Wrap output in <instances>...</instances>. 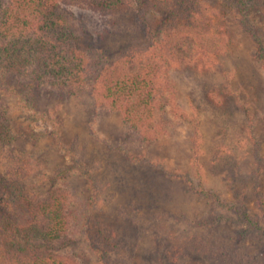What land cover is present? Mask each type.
Wrapping results in <instances>:
<instances>
[{
  "label": "rangeland",
  "instance_id": "1",
  "mask_svg": "<svg viewBox=\"0 0 264 264\" xmlns=\"http://www.w3.org/2000/svg\"><path fill=\"white\" fill-rule=\"evenodd\" d=\"M204 1L228 47L209 69H167L177 107L158 109L162 135L152 143L128 142L122 115L101 108L93 96L36 89L17 94L8 90L14 81L8 89L0 86V122L13 136L0 145V195L8 193L4 201L18 209L20 193L13 186L32 200L65 189L79 235L60 253L76 264H101L91 247L98 228L120 244L102 264H214L193 250L194 239L264 263L262 239L241 237L243 223L199 225L216 214L236 220L229 206H243L264 228V70L235 11L224 0ZM74 12L78 29H101L100 17ZM159 12L152 28L165 11ZM249 21L264 49V2ZM107 28L99 47L109 61L131 45L148 44L132 14L113 18ZM80 35L85 45L87 37ZM209 91L222 104L212 103ZM68 167L76 169L60 174Z\"/></svg>",
  "mask_w": 264,
  "mask_h": 264
},
{
  "label": "trees",
  "instance_id": "2",
  "mask_svg": "<svg viewBox=\"0 0 264 264\" xmlns=\"http://www.w3.org/2000/svg\"><path fill=\"white\" fill-rule=\"evenodd\" d=\"M224 1L254 40L256 57L264 70V49L249 21L250 12L264 0ZM73 9L100 17L101 29L93 33L85 26L78 29ZM160 9L164 15L152 28ZM127 14H132L148 44L131 45L109 61L99 43L110 34L107 25L112 19ZM215 30L213 12L204 0H0V86L8 89L14 81L8 90L17 94L36 89L59 97L93 96L101 108L122 115L128 142L152 143L162 135L156 124L158 109L177 107L167 69L171 65L209 69L229 44L227 37ZM80 33L87 37L85 45ZM207 96L212 103L222 104L216 91H209ZM12 139L1 121L0 145ZM73 169L68 167L60 174L66 176ZM13 188L19 190L18 205L22 206L16 209L4 201L8 193L0 195V264H76L60 253L74 243V235H79L73 232L78 225L77 212L70 206L65 189L53 188L43 199L32 200L23 198L20 188ZM229 207L236 220L216 214L199 225L224 220L243 223L240 236L255 235L264 245V228L253 223L243 206ZM95 235L92 250L101 264L106 263L108 252L119 251L120 244L101 228ZM193 245L196 253H205L214 264H264L199 239H194Z\"/></svg>",
  "mask_w": 264,
  "mask_h": 264
}]
</instances>
